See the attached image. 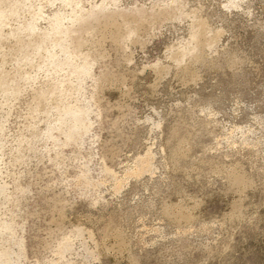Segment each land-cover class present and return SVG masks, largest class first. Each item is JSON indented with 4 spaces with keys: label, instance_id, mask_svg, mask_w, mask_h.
Segmentation results:
<instances>
[{
    "label": "rangeland",
    "instance_id": "374dc122",
    "mask_svg": "<svg viewBox=\"0 0 264 264\" xmlns=\"http://www.w3.org/2000/svg\"><path fill=\"white\" fill-rule=\"evenodd\" d=\"M0 264H264V0H0Z\"/></svg>",
    "mask_w": 264,
    "mask_h": 264
}]
</instances>
